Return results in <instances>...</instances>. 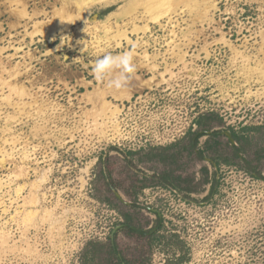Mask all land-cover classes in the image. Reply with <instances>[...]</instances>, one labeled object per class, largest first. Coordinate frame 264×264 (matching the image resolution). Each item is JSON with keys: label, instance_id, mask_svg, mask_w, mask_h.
I'll list each match as a JSON object with an SVG mask.
<instances>
[{"label": "rangeland", "instance_id": "1", "mask_svg": "<svg viewBox=\"0 0 264 264\" xmlns=\"http://www.w3.org/2000/svg\"><path fill=\"white\" fill-rule=\"evenodd\" d=\"M166 1L0 0V264H264V0Z\"/></svg>", "mask_w": 264, "mask_h": 264}, {"label": "clouds", "instance_id": "2", "mask_svg": "<svg viewBox=\"0 0 264 264\" xmlns=\"http://www.w3.org/2000/svg\"><path fill=\"white\" fill-rule=\"evenodd\" d=\"M83 7H88V0H83ZM133 59L134 56L131 51H126L122 54L106 52L91 62V70L98 81H104L106 78L112 77L108 80L109 87L119 90L126 86L130 79V74L136 71Z\"/></svg>", "mask_w": 264, "mask_h": 264}, {"label": "trees", "instance_id": "3", "mask_svg": "<svg viewBox=\"0 0 264 264\" xmlns=\"http://www.w3.org/2000/svg\"><path fill=\"white\" fill-rule=\"evenodd\" d=\"M204 133L205 132H199V131H190L188 133V136H191L190 141H191V150L192 151H193V149L198 147V145L200 143V139L204 135ZM212 134H218V132L217 131H213ZM232 135H233L234 138H236L237 141L240 140V138L237 136V133L234 130H232ZM198 153L200 155L203 154V152H198ZM163 159H165V158H163ZM202 172H203V174L206 177L205 181L208 184H211V190H212L213 187H214L215 178L214 177H209V173L210 172H209L208 167H206V166L202 168ZM158 177H159L158 182L163 183L165 185H171L173 188H175V189H177L179 191H184V192H187V193H191V192L195 191V189L192 188V187L182 186V184L180 182L182 180L185 181V178L181 174L177 175L173 171H169V170L165 169V170H163L162 172L159 173ZM187 181H190V180L187 179ZM142 187L144 188L146 186L144 185ZM129 227H130V230L137 231V232L140 231L138 228H135V227H133L131 225ZM89 244L91 245V244H94V243L90 242ZM110 248L111 249L109 250V253L113 254L116 257V259L118 261V264H131V260H129L125 256L121 255V251L118 249V244H117L116 241H112L110 243ZM90 252H91V250L88 247H86L85 250H84L83 255L89 254Z\"/></svg>", "mask_w": 264, "mask_h": 264}, {"label": "bare ground", "instance_id": "4", "mask_svg": "<svg viewBox=\"0 0 264 264\" xmlns=\"http://www.w3.org/2000/svg\"><path fill=\"white\" fill-rule=\"evenodd\" d=\"M158 1V0H157ZM164 1V0H163ZM166 1V0H165ZM169 1V0H168ZM143 2H144V0H143ZM153 2V1H152ZM167 2V1H166ZM166 2H164V3H166ZM167 4V3H166ZM151 5H153V4H151ZM146 6V5H145ZM152 7V6H151ZM146 11V10H145ZM151 11V10H150Z\"/></svg>", "mask_w": 264, "mask_h": 264}]
</instances>
